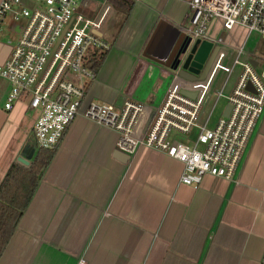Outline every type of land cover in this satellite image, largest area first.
Listing matches in <instances>:
<instances>
[{
	"label": "crops",
	"instance_id": "crops-1",
	"mask_svg": "<svg viewBox=\"0 0 264 264\" xmlns=\"http://www.w3.org/2000/svg\"><path fill=\"white\" fill-rule=\"evenodd\" d=\"M133 1L131 10L111 2L104 34L112 45L87 102L120 108L132 99L157 107L173 81L174 71L146 50L162 22L166 29L187 21L188 0ZM101 3L84 0L81 10L96 17ZM9 16L0 25V64L20 38ZM207 40L228 51L227 65L241 46V60L264 61V39L243 25L228 29L216 19ZM236 80L224 87L225 95ZM10 89L0 78V184L13 164H22L20 156L35 154L41 114L29 109L27 99L7 110ZM118 139L117 131L83 116L73 120L0 264H79L82 258L84 264H260L264 113L234 177L207 175L200 185L183 184L184 164L156 149L145 147L132 162H122L114 156Z\"/></svg>",
	"mask_w": 264,
	"mask_h": 264
},
{
	"label": "built area",
	"instance_id": "built-area-1",
	"mask_svg": "<svg viewBox=\"0 0 264 264\" xmlns=\"http://www.w3.org/2000/svg\"><path fill=\"white\" fill-rule=\"evenodd\" d=\"M2 0L0 25L8 15L18 24L20 38L11 57L0 64V78L11 84L5 108L11 110L27 99L29 109H40L34 126L38 148L56 149L69 125L83 116L119 133L117 150L132 162L145 147L156 149L184 164L181 182L200 185L205 176L232 179L243 160L250 137L264 113V61L241 60L244 46L233 65H227L228 51L220 49L204 80L191 81L174 71L173 81L157 107L127 99L114 104L87 102L88 90L98 72L91 57L107 52L112 43L104 34L111 15V1L103 0L96 17H88L84 0ZM189 13L182 29L196 41L207 40L211 23L220 19L228 29L243 25L248 33L264 39V0H188ZM24 19L23 24L19 21ZM219 42L222 39L219 38ZM215 46H218L214 43ZM241 70L232 92L224 94L236 66ZM221 73L227 79L218 91L231 104L229 115L213 127L204 121L205 108ZM251 83L254 91L247 88ZM197 93L195 98L182 91ZM172 133H177L176 137ZM189 136L188 139L180 137ZM82 258L79 264H84ZM260 264H264V254Z\"/></svg>",
	"mask_w": 264,
	"mask_h": 264
},
{
	"label": "trees",
	"instance_id": "trees-1",
	"mask_svg": "<svg viewBox=\"0 0 264 264\" xmlns=\"http://www.w3.org/2000/svg\"><path fill=\"white\" fill-rule=\"evenodd\" d=\"M112 3L131 10L133 0H110ZM107 52H95L91 59L92 68L99 72ZM35 148L31 165L13 164L0 184V260L9 246L22 218L27 211L42 178L51 164L56 149Z\"/></svg>",
	"mask_w": 264,
	"mask_h": 264
},
{
	"label": "water",
	"instance_id": "water-1",
	"mask_svg": "<svg viewBox=\"0 0 264 264\" xmlns=\"http://www.w3.org/2000/svg\"><path fill=\"white\" fill-rule=\"evenodd\" d=\"M161 24L155 32L153 41L150 43L151 46L147 47L146 55L167 65L173 71L180 70V75L186 79L191 81L204 80L211 70L220 47L215 46L209 40L197 39L193 41L181 26L169 25L166 29H163L165 23L162 22ZM97 34L111 42L103 33L98 32ZM155 44L157 45L155 46ZM252 63L254 66L257 65L255 61H252ZM247 88L254 91L251 83L248 84ZM182 93L192 98L197 95L195 92L185 90ZM230 110L231 104H227L223 116L227 117ZM33 154L34 151L28 157L20 156L18 161L29 166ZM114 156L124 163H127L130 158L129 155L121 151H116Z\"/></svg>",
	"mask_w": 264,
	"mask_h": 264
},
{
	"label": "rangeland",
	"instance_id": "rangeland-1",
	"mask_svg": "<svg viewBox=\"0 0 264 264\" xmlns=\"http://www.w3.org/2000/svg\"><path fill=\"white\" fill-rule=\"evenodd\" d=\"M96 5L95 3L92 5V7L94 8ZM102 8V3L100 4V9ZM11 17V16H9ZM24 23V19H21L19 21V24H23ZM238 70L235 69L234 73L228 78V82L226 84V86H230L233 84V82H235V79L237 78L238 76ZM171 78V81L173 79V75L171 74L169 76V79ZM227 79V75L226 74H221L219 77H218V84L215 88V90L213 91L212 95H211V99H210V102H209V105L205 108V112H204V121L207 119L208 115L211 113V111L213 110V114L211 116V119H210V122H209V127H213V125L216 123V121L223 116V110L227 104V101L225 98H219L218 99V88H221L224 83H225V80ZM226 89V88H225ZM178 134L177 133H172V136L176 137ZM181 139H188L189 136H186L185 137H180Z\"/></svg>",
	"mask_w": 264,
	"mask_h": 264
}]
</instances>
